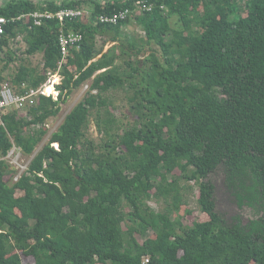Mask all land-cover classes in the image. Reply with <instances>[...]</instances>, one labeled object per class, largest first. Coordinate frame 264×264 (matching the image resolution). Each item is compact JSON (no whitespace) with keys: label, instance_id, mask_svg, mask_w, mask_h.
Segmentation results:
<instances>
[{"label":"trees","instance_id":"obj_1","mask_svg":"<svg viewBox=\"0 0 264 264\" xmlns=\"http://www.w3.org/2000/svg\"><path fill=\"white\" fill-rule=\"evenodd\" d=\"M133 2L45 1L55 11L90 6L95 15ZM162 3L166 10L118 24H96L93 14L18 25L26 53L41 52L45 70L59 71L62 80L57 100L41 96L30 107L31 120L16 111L2 116L0 157L14 145L33 157L12 186L5 176L16 170L0 160V264H264V0ZM33 8L29 0H11L0 13ZM132 21L145 31L142 42L123 32ZM62 28L83 33L65 59ZM98 36L114 44L104 52ZM147 46L151 53L140 59ZM6 51L3 70L17 58ZM126 56L130 70L118 64ZM44 80L23 65L13 81ZM83 84L89 85L84 100L43 142L46 120ZM124 88L137 119L114 132L119 121L105 94ZM94 113L105 136L99 145L85 137ZM221 167L238 207H257L261 215L244 224L238 214L228 224L216 210L210 176ZM184 180L199 185L202 218L190 225L172 217L183 205ZM153 197L170 199L171 207L155 212Z\"/></svg>","mask_w":264,"mask_h":264},{"label":"rangeland","instance_id":"obj_2","mask_svg":"<svg viewBox=\"0 0 264 264\" xmlns=\"http://www.w3.org/2000/svg\"><path fill=\"white\" fill-rule=\"evenodd\" d=\"M171 25L173 27H177L178 24L176 22V16L171 18ZM123 32L127 34L129 38H134L138 42H142V38H145V31L143 30L142 26L136 23V21H132L128 25H125L123 27ZM114 42L108 41L106 37L98 36L97 37V47H102L104 51ZM14 54L17 56V58L12 61L7 68H4L3 66L5 64V60L7 58L6 55V49L3 51V55L1 57L0 61V72L2 74V77L5 79L11 80V82L17 86V84L14 82V77L17 73V71L20 69L21 66L26 65L30 66L32 68H35L38 73L42 74V76L45 77L44 82L41 85L47 84L48 86L52 87L50 84V81L55 79V87H57V84H59L62 80V75L57 72L47 71L44 68V59L43 54L41 52H37L36 54L29 55L26 53V50L28 49V44L25 39V34L22 32L21 37L18 38L17 41L12 42L11 46L9 47ZM156 48V47H155ZM151 53V50L146 47V52L144 55H140V59L146 57ZM125 58L120 57L118 60V64L122 66V68L126 70H130L129 66L125 63ZM148 65V64H147ZM88 84H83L79 89H76L67 99L65 102L60 103L61 110L56 116H52L48 118L45 122V126L47 128V131L43 135V142H46L48 139H50L51 135L58 129L60 124L63 122L66 115L75 107L77 103L84 100V98L87 95V91L89 88L86 87ZM110 101V112L116 116L118 119V126L115 125L114 132L116 131V128L121 126L122 128L131 127L135 124L137 115L131 108V101L128 99L129 95H132V93H129L124 89H113L108 91L105 94ZM21 113L20 116L26 117L28 120L32 119V115L30 113V107L21 109V111H18ZM107 116V115H106ZM32 128H38V125L33 126ZM85 137L88 140H92L95 142V144L99 145L104 143L105 136L102 135V133L99 131L97 124H96V114L90 116L88 125L85 128ZM40 144V146L37 148L36 152L41 148L43 145ZM10 151H8L9 153ZM35 152V153H36ZM7 153V154H8ZM7 154L5 156H1L0 160L3 157V160L6 161L7 164L11 166V168L15 169L16 172L10 173V171H7V175L5 176L6 181L8 182V186L14 185L15 182L18 181L20 178V174L24 172L27 168L29 163L32 160L33 155H28L22 152V155L20 156L19 160L16 163L11 162V158L7 157ZM10 169V168H9ZM180 170H176L175 174H179ZM16 174V175H15ZM210 179L215 184V208L216 210L223 215V217L227 220L228 224L232 223L229 222V220L232 218V216L240 212L242 215V219L244 223H246L248 220L253 219L261 215V212L258 211L257 207H244L240 209L238 205L234 202V198L232 197V194L230 193L229 189L227 188V185L225 183V173L223 171V168L216 170L213 175L210 176ZM182 185L186 186V189L183 190V196L184 201L183 205L181 206L180 210L174 211L172 213V217L178 219L179 221L183 222L186 225L192 224L195 220L202 218V212L199 207V204L197 202V198L199 196V185L196 181H183L181 183ZM23 194L22 191L17 190L16 195L20 196ZM149 205L152 207V209L155 212H162L166 211L171 207V200H165L164 198H151L149 201ZM124 209L126 212L130 211V206L126 203L124 204ZM128 222H124V227L126 228V224ZM129 223H131L129 221ZM128 225V224H127ZM151 231L148 232V234L139 235L138 239L142 242L145 238H147L148 235H150ZM23 260L28 261V258L21 254ZM100 264V263H99Z\"/></svg>","mask_w":264,"mask_h":264},{"label":"built area","instance_id":"obj_3","mask_svg":"<svg viewBox=\"0 0 264 264\" xmlns=\"http://www.w3.org/2000/svg\"><path fill=\"white\" fill-rule=\"evenodd\" d=\"M157 1L158 0H134L132 7H126L113 14L101 13L95 15L93 8L90 6L78 8L64 7L55 11L45 2L35 4V8L32 10L24 11L19 14L5 15L0 13V61L3 51L10 47L12 42L17 41L18 38L21 37L22 32L19 30L18 26L21 23L29 24L31 27L33 25H41L44 20L52 18L58 19L61 23L66 21L72 22L94 14L93 22L96 24H118L120 21L127 20L129 17L134 19L136 16L142 15L145 12H151L155 8H160L162 10L167 9L165 4H157ZM106 2H109V0H105L100 4ZM4 6H0V9ZM58 40L61 46L63 59H65L71 54V47H79V44L83 40V33L72 29L66 31L62 28ZM55 81V79L50 81L53 88L52 92H50V86L47 84L32 86L27 82H22L15 86L9 79L3 78L0 80V123H3L2 116L5 113L16 111L21 115L18 111L36 105L41 96L51 97L57 100L60 92L58 88L54 86L56 83ZM86 87H88V85H86ZM53 145L56 149H59L58 143H53ZM21 155L20 149L12 148L7 154V157L11 158V162L16 163Z\"/></svg>","mask_w":264,"mask_h":264},{"label":"water","instance_id":"obj_4","mask_svg":"<svg viewBox=\"0 0 264 264\" xmlns=\"http://www.w3.org/2000/svg\"><path fill=\"white\" fill-rule=\"evenodd\" d=\"M8 1H11V0H0V6H4ZM31 3L33 4H38V3H43L45 1H51V0H29ZM58 3L62 2V1H65V0H54ZM70 1H80V0H70ZM95 2H98V3H102L104 2L105 0H93ZM114 43H112L104 52H106ZM102 54H100L97 58H95L94 60L98 59L99 57H101ZM233 197V196H232Z\"/></svg>","mask_w":264,"mask_h":264},{"label":"flooded vegetation","instance_id":"obj_5","mask_svg":"<svg viewBox=\"0 0 264 264\" xmlns=\"http://www.w3.org/2000/svg\"><path fill=\"white\" fill-rule=\"evenodd\" d=\"M240 215V218L242 219V215L240 214V212H237V213H235L233 216H232V218L229 220V222H232L233 223V220L235 221V217L237 216V215ZM242 221H243V219H242ZM248 222V221H247ZM246 222V223H247ZM243 223H244V221H243ZM246 223H244V224H246Z\"/></svg>","mask_w":264,"mask_h":264},{"label":"clouds","instance_id":"obj_6","mask_svg":"<svg viewBox=\"0 0 264 264\" xmlns=\"http://www.w3.org/2000/svg\"><path fill=\"white\" fill-rule=\"evenodd\" d=\"M54 143H58V142H54ZM51 146H53V147L55 148V146L53 145V143H51ZM12 148L20 149L21 154H22V152H23V150H22L20 147H18L17 145H14ZM12 148H11V149H12ZM11 149H10V150H11ZM55 149H56V148H55ZM10 150H9V151H10ZM57 150H59V149H57ZM1 160H3V157H2ZM22 173H23V172H22ZM22 173H21V174H22ZM21 174H20V176H21Z\"/></svg>","mask_w":264,"mask_h":264},{"label":"bare ground","instance_id":"obj_7","mask_svg":"<svg viewBox=\"0 0 264 264\" xmlns=\"http://www.w3.org/2000/svg\"><path fill=\"white\" fill-rule=\"evenodd\" d=\"M53 88L52 87H49V91L52 92Z\"/></svg>","mask_w":264,"mask_h":264}]
</instances>
